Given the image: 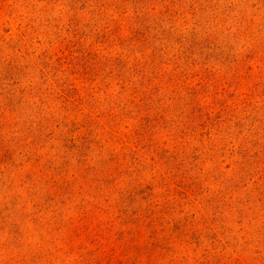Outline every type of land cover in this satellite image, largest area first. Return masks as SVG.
<instances>
[{
	"label": "rangeland",
	"instance_id": "374dc122",
	"mask_svg": "<svg viewBox=\"0 0 264 264\" xmlns=\"http://www.w3.org/2000/svg\"><path fill=\"white\" fill-rule=\"evenodd\" d=\"M0 264H264V0H0Z\"/></svg>",
	"mask_w": 264,
	"mask_h": 264
}]
</instances>
